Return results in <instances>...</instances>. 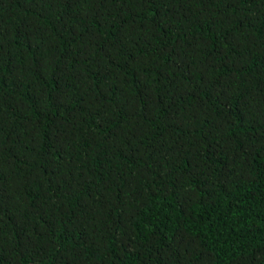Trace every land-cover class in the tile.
Returning a JSON list of instances; mask_svg holds the SVG:
<instances>
[{
  "label": "trees",
  "instance_id": "obj_1",
  "mask_svg": "<svg viewBox=\"0 0 264 264\" xmlns=\"http://www.w3.org/2000/svg\"><path fill=\"white\" fill-rule=\"evenodd\" d=\"M0 264H264V0H0Z\"/></svg>",
  "mask_w": 264,
  "mask_h": 264
}]
</instances>
